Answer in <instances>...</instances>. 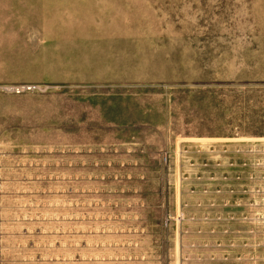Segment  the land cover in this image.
<instances>
[{"label": "rangeland", "instance_id": "1", "mask_svg": "<svg viewBox=\"0 0 264 264\" xmlns=\"http://www.w3.org/2000/svg\"><path fill=\"white\" fill-rule=\"evenodd\" d=\"M259 142L264 0H0V264H192Z\"/></svg>", "mask_w": 264, "mask_h": 264}, {"label": "built area", "instance_id": "2", "mask_svg": "<svg viewBox=\"0 0 264 264\" xmlns=\"http://www.w3.org/2000/svg\"><path fill=\"white\" fill-rule=\"evenodd\" d=\"M232 153V160L242 154L238 147ZM217 170L225 173L224 181H200L184 189L196 196L193 204L197 215L189 214V204L184 202L171 218L178 223L204 224L184 232L195 236L191 248L197 254L183 257L182 261L264 264V143H247V163L241 161L240 165Z\"/></svg>", "mask_w": 264, "mask_h": 264}]
</instances>
